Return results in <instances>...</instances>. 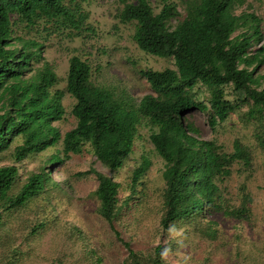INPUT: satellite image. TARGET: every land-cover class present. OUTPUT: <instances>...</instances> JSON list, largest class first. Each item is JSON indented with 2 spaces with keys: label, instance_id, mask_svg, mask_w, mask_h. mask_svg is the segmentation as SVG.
I'll return each mask as SVG.
<instances>
[{
  "label": "trees",
  "instance_id": "obj_1",
  "mask_svg": "<svg viewBox=\"0 0 264 264\" xmlns=\"http://www.w3.org/2000/svg\"><path fill=\"white\" fill-rule=\"evenodd\" d=\"M87 1L0 0V162L8 161L0 163V226L37 198L43 202L34 212L39 222L30 234L55 226L59 246H65L63 238L68 241L65 253L56 258L59 264H104L98 244H88L86 229L59 216L57 206L68 208L70 197L50 176L49 165L81 153L86 145L103 167L115 171L131 152L139 129L146 127L161 161L162 187L152 204L140 201L148 192H138L150 165L146 157L133 168L125 188L92 167L75 175L94 176L89 199L107 228L106 237L125 248L120 264H169L164 254L181 247L188 231L213 240L217 218L247 221L251 216L253 199L246 184L238 183L232 193L226 184L234 166L251 173L250 145L233 139L228 151L214 139L197 136L186 117L197 110L213 129L245 108L242 116L252 127L253 146L264 154V88H258L264 74L256 72L264 64L261 17L235 13L242 0H185L181 16L170 0H157L156 12L149 0H120L116 19L132 26L136 48L172 60V67L139 70L150 92L135 99L124 90L114 94L93 83L89 58L77 46L65 50L64 89L54 88L59 78L43 48L54 35L70 43L93 32ZM172 19L176 22L170 25ZM259 43V54H250L249 47ZM63 93L70 106L62 101ZM66 107L73 125L61 134L53 123L63 120ZM30 158L41 165L20 180L18 169ZM150 204L153 222L148 224L166 240L133 248L120 228L132 227L130 232L144 225L134 208ZM175 227L180 233L169 236ZM8 252L2 264H23L24 254Z\"/></svg>",
  "mask_w": 264,
  "mask_h": 264
},
{
  "label": "rangeland",
  "instance_id": "obj_2",
  "mask_svg": "<svg viewBox=\"0 0 264 264\" xmlns=\"http://www.w3.org/2000/svg\"><path fill=\"white\" fill-rule=\"evenodd\" d=\"M170 1L175 4L180 16L183 15V1L185 0ZM149 2L156 12L160 7L157 0H149ZM120 7V0H88L85 8L88 11V22L91 24L92 33L85 35L82 42L75 40L69 43L61 35L48 38L42 55L53 66L59 78L54 88L64 89L63 80L68 55L65 50L71 49L73 46H77L76 48L82 50L89 58L93 83L110 89L114 94L124 90L135 99L150 92L147 83L139 73L140 69L172 67L170 58L144 55L136 48L131 39L132 26L128 23H119L116 19L117 10ZM234 12H252L261 17L264 37V0H242L239 5L234 7ZM175 22L176 20L172 19L170 25ZM260 44L250 46L248 52L254 55L259 54L258 46ZM256 72L264 74V64ZM258 88H264L263 79ZM62 101L67 106L71 104V99L65 93H63ZM68 109L66 107L63 120L53 123L61 134L73 125V119L68 115ZM244 110L245 108H242L240 111L230 114L226 120L218 123L213 129L207 124L204 114L197 110L191 111L186 118L197 128V136L214 139L223 144L228 151L231 150L233 139L250 145L252 152L251 173L248 174L242 171L241 167L234 166L226 184L228 193L235 192V186L238 183L246 184L253 199L251 216L247 221L217 218L213 224L217 235L213 240L194 236L193 231H188V237L181 247L164 254V258L169 264H264V154L255 145L253 146L252 127L244 121L242 116ZM147 134L146 127L139 129L131 152L124 159L122 166L115 171L103 167L86 145L81 153L49 165L50 176L70 197L65 205L68 208L57 206L59 216H66L67 222H77L79 226L86 229L91 236V240H87L90 242L88 244H98V250L104 257V264H120L126 254L125 248L114 238L106 237L104 232L107 231V228L95 215L94 206L89 199V194L96 185L94 176L88 174L78 177L75 173L92 167L111 176L120 187L125 188L130 183L133 168L141 162L142 157H146L150 161V165L142 178L143 185L138 192L139 196H142L143 191L148 192V198L143 197L140 201L147 199L152 204L162 187L161 161L152 150ZM6 162L8 161L4 160L0 163ZM40 162L38 158L25 160L23 167L18 169V178L23 180L29 171L38 169V166L41 165ZM35 201L28 202L27 207L5 217L8 218V223L0 226V260L5 259L6 254L8 256V251L16 249L21 256L24 254L23 264H59L56 258L65 253L68 241L63 238L65 246L61 242L59 246L61 235L55 234L56 228L53 225L49 229L40 230L38 236L30 234L31 227L39 222L34 212L42 206L39 204L43 202L37 198ZM151 204L149 208H145L143 205L134 208H138L135 211L136 214L143 215L144 225L133 227L136 229L130 232L127 231L132 227L126 228L124 225L120 228L123 239L129 240L133 248L147 249L153 244L166 240V237L161 236L160 232H156V229L148 224V221L153 222L151 220L152 213L148 214L151 212ZM174 229L169 233V236H177L180 233L178 227ZM8 238H12V240L9 241ZM64 263L71 264L68 261H64ZM0 264L2 263L0 262Z\"/></svg>",
  "mask_w": 264,
  "mask_h": 264
}]
</instances>
